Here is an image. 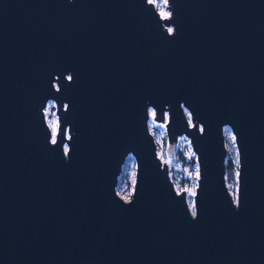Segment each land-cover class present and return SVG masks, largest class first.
<instances>
[{
    "label": "water",
    "instance_id": "obj_1",
    "mask_svg": "<svg viewBox=\"0 0 264 264\" xmlns=\"http://www.w3.org/2000/svg\"><path fill=\"white\" fill-rule=\"evenodd\" d=\"M168 8L163 19L149 0H0V264H264V0ZM150 108L167 155L186 136L197 156L195 216Z\"/></svg>",
    "mask_w": 264,
    "mask_h": 264
},
{
    "label": "rangeland",
    "instance_id": "obj_2",
    "mask_svg": "<svg viewBox=\"0 0 264 264\" xmlns=\"http://www.w3.org/2000/svg\"><path fill=\"white\" fill-rule=\"evenodd\" d=\"M153 3L157 11L159 12L161 18L168 19L171 17L170 9L168 8L169 0L165 3V0H149ZM170 15L166 16V14ZM165 29L169 32L172 26L165 25ZM45 118L47 125L52 131L53 142L55 141V135L58 130V117L56 114V105L53 101H50L45 110ZM150 119L148 121V126L151 134L154 136L155 142L157 144V153L159 158L163 163L167 164L169 169L170 178L174 184L176 191L186 194V200L189 209L193 216H195L196 206H195V195L198 188L199 181V166L197 161V156L192 149L189 138L186 136H181L178 141L177 151L173 157H169L166 152L168 139L167 130L165 123H159L154 120L155 110L153 108L149 109ZM189 120L191 121L190 114L185 110ZM168 117V115L166 114ZM192 125V124H191ZM67 136H69L67 134ZM224 137L225 145L227 148V158H226V185L234 199L237 203L238 198V169H239V154L236 145V139L233 141V131L230 126L224 127ZM68 149L65 145V151ZM231 162L234 168L229 171L228 164ZM123 176V174H125ZM135 174H136V162L132 156H129L123 166L122 173L118 179V184L116 191L118 195L126 202L132 199L135 185Z\"/></svg>",
    "mask_w": 264,
    "mask_h": 264
},
{
    "label": "trees",
    "instance_id": "obj_3",
    "mask_svg": "<svg viewBox=\"0 0 264 264\" xmlns=\"http://www.w3.org/2000/svg\"><path fill=\"white\" fill-rule=\"evenodd\" d=\"M228 167H229V171H230L234 168V165L231 162H229ZM125 175H126V173L123 174V176H125Z\"/></svg>",
    "mask_w": 264,
    "mask_h": 264
},
{
    "label": "snow or ice",
    "instance_id": "obj_4",
    "mask_svg": "<svg viewBox=\"0 0 264 264\" xmlns=\"http://www.w3.org/2000/svg\"><path fill=\"white\" fill-rule=\"evenodd\" d=\"M165 3H167V0H165ZM168 15H170V13L166 14V16H168ZM171 31H172V29H169V32H171ZM233 141H235V137H233ZM237 177H239V173H237Z\"/></svg>",
    "mask_w": 264,
    "mask_h": 264
}]
</instances>
